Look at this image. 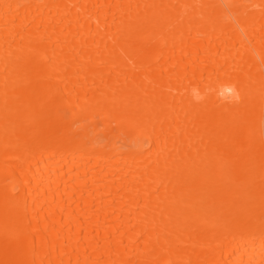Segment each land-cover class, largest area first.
Listing matches in <instances>:
<instances>
[{"label":"bare ground","instance_id":"obj_1","mask_svg":"<svg viewBox=\"0 0 264 264\" xmlns=\"http://www.w3.org/2000/svg\"><path fill=\"white\" fill-rule=\"evenodd\" d=\"M0 264H264V0H0Z\"/></svg>","mask_w":264,"mask_h":264},{"label":"clouds","instance_id":"obj_2","mask_svg":"<svg viewBox=\"0 0 264 264\" xmlns=\"http://www.w3.org/2000/svg\"><path fill=\"white\" fill-rule=\"evenodd\" d=\"M234 90V89H233ZM238 98V97H237Z\"/></svg>","mask_w":264,"mask_h":264}]
</instances>
